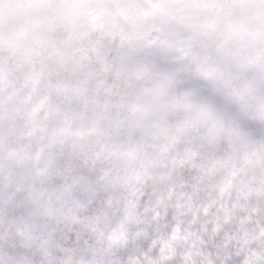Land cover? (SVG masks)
<instances>
[{"label": "snow or ice", "instance_id": "1", "mask_svg": "<svg viewBox=\"0 0 264 264\" xmlns=\"http://www.w3.org/2000/svg\"><path fill=\"white\" fill-rule=\"evenodd\" d=\"M0 264H264V0H0Z\"/></svg>", "mask_w": 264, "mask_h": 264}]
</instances>
